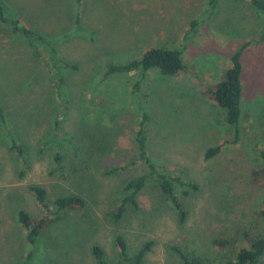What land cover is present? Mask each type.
<instances>
[{"label":"rangeland","instance_id":"obj_1","mask_svg":"<svg viewBox=\"0 0 264 264\" xmlns=\"http://www.w3.org/2000/svg\"><path fill=\"white\" fill-rule=\"evenodd\" d=\"M5 2L26 24L55 39L63 59L77 69L62 70L68 112L59 119L60 131L74 147L64 146L61 175L53 169L54 142L45 144L61 110L50 62L32 57L17 36L0 26V100L14 113L27 160L19 163L0 128V264H96L94 246L114 264L117 237L129 255L150 243L146 264H180L176 249L213 258L211 241L248 220L264 200V191L249 182L264 151V17L249 3L230 0L213 5L210 0ZM245 43L242 133L232 144L223 110L204 93L222 79L232 54ZM151 48L181 50L183 69L173 77L149 71L136 96L135 74L103 78L106 64H124ZM143 113L147 153L198 185L188 195L177 191L187 213L183 224L151 187L139 194L137 211L126 210L118 223L109 218L124 182L142 173L139 163H130L136 152L134 126ZM84 135H106L105 148L70 157L77 155L73 148H86ZM217 145L220 152L206 158ZM31 185L42 187L49 201L67 195L85 201L83 210L65 214L42 231L34 247L26 243L18 221L19 211L32 218L43 213Z\"/></svg>","mask_w":264,"mask_h":264},{"label":"trees","instance_id":"obj_2","mask_svg":"<svg viewBox=\"0 0 264 264\" xmlns=\"http://www.w3.org/2000/svg\"><path fill=\"white\" fill-rule=\"evenodd\" d=\"M211 4L217 0H210ZM236 2L249 3L262 17H264V0H230ZM264 25V24H263ZM0 26L6 28L15 39H20L28 48L32 57L38 60L48 59L52 67L54 79V96L56 105L59 104L61 110L54 115L53 130L50 139L45 144L53 143L56 151L53 155L54 171L65 175V156L64 146L66 144L74 147L71 138L61 136L59 119L68 112L65 103L67 100L64 95L65 77L62 70H76L75 64L71 65L63 59L57 50L56 40L47 37L32 26L26 24L12 9L5 0H0ZM261 40H264V28L261 34ZM248 43L242 45L231 56V66L224 73L222 79L211 87L206 89L205 96L214 105L224 112V122L232 132L230 142L236 144L241 139L242 122V97H243V64L242 55ZM45 60V59H44ZM181 59V50L151 48L146 50L141 56L130 60L124 64L108 63L105 65L103 78H111L117 75L135 74L137 76L133 85V94L139 95L142 81L149 71L157 70L165 76H176L183 69ZM146 115L140 114V118L134 126V144L135 158L131 165L140 164L142 173L124 182L121 187L122 197L116 210L109 214L111 221L118 223L124 217L126 210L137 211L139 194L146 188L151 187L160 192L164 199L173 207L177 215L179 224H183L186 218V210L181 202L177 191L180 190L183 195L198 190V185L194 181L185 178L182 175H176L170 172L163 165L155 162V159L147 153ZM0 128L7 138L10 148L15 151L19 158V163H27L24 149L20 146L18 136V126L16 124L14 113L6 109V105L0 100ZM84 140V141H83ZM106 135L101 138L81 136L82 146L72 149L73 154L70 157H78L80 154H87L105 148ZM221 145L210 148L206 153V158H211L218 154ZM83 151V152H82ZM261 163L251 169L249 182L252 187L259 191H264V151L260 152ZM71 159V158H70ZM117 171L118 168L113 169ZM23 170L20 175H23ZM30 192L36 202L42 209V215L38 218H32L27 212H18V221L21 225L25 241L30 246H35L39 234L48 229L54 222L61 219L70 212H79L85 207V201L78 195L59 196L49 201L46 191L38 186L31 185ZM117 248V261L114 264H146L145 254L150 249V243L142 244L134 255L127 253L126 245L121 237L115 239ZM214 252L213 258L199 255L195 252H186L176 249L180 264H260L264 258V200L260 206L252 211L248 220L237 223L233 227H227L216 238L211 241ZM92 253L96 264H110L104 258V253L99 246H94ZM31 255H28V258Z\"/></svg>","mask_w":264,"mask_h":264}]
</instances>
